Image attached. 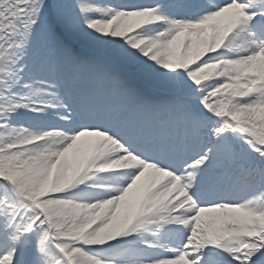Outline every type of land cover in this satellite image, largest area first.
<instances>
[{
    "label": "snow or ice",
    "instance_id": "snow-or-ice-1",
    "mask_svg": "<svg viewBox=\"0 0 264 264\" xmlns=\"http://www.w3.org/2000/svg\"><path fill=\"white\" fill-rule=\"evenodd\" d=\"M0 264H264V0H0Z\"/></svg>",
    "mask_w": 264,
    "mask_h": 264
}]
</instances>
